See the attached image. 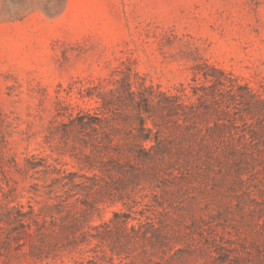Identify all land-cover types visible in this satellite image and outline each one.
I'll return each instance as SVG.
<instances>
[{
	"label": "rangeland",
	"instance_id": "obj_1",
	"mask_svg": "<svg viewBox=\"0 0 264 264\" xmlns=\"http://www.w3.org/2000/svg\"><path fill=\"white\" fill-rule=\"evenodd\" d=\"M0 264H264V0H0Z\"/></svg>",
	"mask_w": 264,
	"mask_h": 264
}]
</instances>
